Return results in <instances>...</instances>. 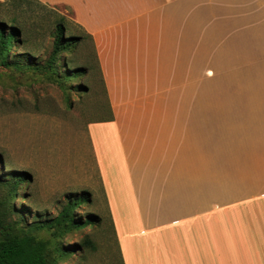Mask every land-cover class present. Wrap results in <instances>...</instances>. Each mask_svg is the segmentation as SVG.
Listing matches in <instances>:
<instances>
[{"label":"crops","instance_id":"0c3cea01","mask_svg":"<svg viewBox=\"0 0 264 264\" xmlns=\"http://www.w3.org/2000/svg\"><path fill=\"white\" fill-rule=\"evenodd\" d=\"M32 1L89 39L109 116L79 179L122 263L264 264V0Z\"/></svg>","mask_w":264,"mask_h":264},{"label":"rangeland","instance_id":"374dc122","mask_svg":"<svg viewBox=\"0 0 264 264\" xmlns=\"http://www.w3.org/2000/svg\"><path fill=\"white\" fill-rule=\"evenodd\" d=\"M1 23L17 29L18 45L9 48L11 66L0 67V220L50 248H61L55 246L61 242L72 249L73 255L57 264H123L101 188L80 182L86 173L97 172L90 125L109 116L89 39L71 25L69 12L32 0L0 3ZM59 35L73 40H66L67 47L50 64ZM228 66H208L200 86L230 87V80L218 75L230 72ZM76 68H85L86 77L72 79ZM17 176L24 183L14 193ZM83 192L88 200L73 213L80 222L91 216L89 225L59 239L58 230L35 229Z\"/></svg>","mask_w":264,"mask_h":264},{"label":"trees","instance_id":"16d2710c","mask_svg":"<svg viewBox=\"0 0 264 264\" xmlns=\"http://www.w3.org/2000/svg\"><path fill=\"white\" fill-rule=\"evenodd\" d=\"M17 38V29L12 27L7 29L2 23L0 24V67L8 68L11 66V62L8 59V51L10 46L16 47L18 45L16 41ZM66 40L69 42L73 39L71 38L69 40L62 38L61 35L55 38L53 42L52 56L50 58L51 60L49 61L50 64L60 57V53L65 50L67 47L64 45ZM50 64L49 66L51 68ZM85 74V68H76L71 73V77L77 81L85 78ZM83 87L81 86V88ZM13 179L15 182L12 191L15 193V191L17 192V188L23 185L24 178L17 176L13 177ZM87 200L88 194L83 192L81 196L70 200L65 206H63L57 216L45 221L41 225H37L35 229H53V233L58 230L60 232L58 239L61 237L62 233L81 230L91 223V216H88L87 219L80 222L75 219L73 212L79 205ZM55 246H60L61 248H50L49 244L37 239L30 233L22 232V230L18 229L16 225L12 226L4 224L3 221L0 220V264H57V260H68L69 257L73 255L71 252L72 249L61 246V242H57ZM49 250L53 252L51 258L49 256Z\"/></svg>","mask_w":264,"mask_h":264}]
</instances>
